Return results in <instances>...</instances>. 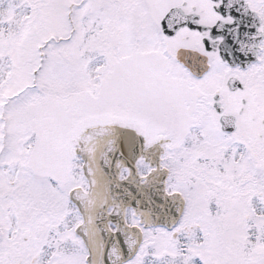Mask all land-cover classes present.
<instances>
[{
    "label": "snow or ice",
    "instance_id": "snow-or-ice-1",
    "mask_svg": "<svg viewBox=\"0 0 264 264\" xmlns=\"http://www.w3.org/2000/svg\"><path fill=\"white\" fill-rule=\"evenodd\" d=\"M0 264H264V0H0Z\"/></svg>",
    "mask_w": 264,
    "mask_h": 264
}]
</instances>
